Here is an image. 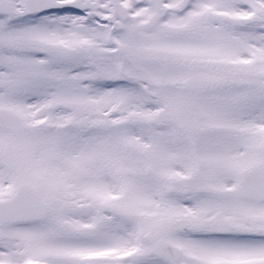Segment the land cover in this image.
Segmentation results:
<instances>
[{"label":"rangeland","instance_id":"rangeland-1","mask_svg":"<svg viewBox=\"0 0 264 264\" xmlns=\"http://www.w3.org/2000/svg\"><path fill=\"white\" fill-rule=\"evenodd\" d=\"M90 1L19 18L21 0H0V109L40 124L0 128V200L27 186L47 205L0 225V264H264V202L236 192L264 163V0H189L182 14L185 0H164L159 23L150 0H122L127 21ZM205 12L214 20L191 27ZM243 69L249 80L209 102L181 88L190 73ZM163 239L179 262L155 255Z\"/></svg>","mask_w":264,"mask_h":264},{"label":"water","instance_id":"water-1","mask_svg":"<svg viewBox=\"0 0 264 264\" xmlns=\"http://www.w3.org/2000/svg\"><path fill=\"white\" fill-rule=\"evenodd\" d=\"M22 2L24 10L19 12L21 16L46 10L77 9L78 11H82L89 6L85 4L78 7L79 0L70 2H60L58 0H22ZM152 3L157 9V19L163 18L167 13V8L164 6L163 1L152 0ZM116 5L118 6L119 13H123V15L127 13V8L122 6L120 2L116 3ZM187 5L188 2H185L178 10L183 11ZM125 18H128V14ZM167 33H172V30H168ZM159 60H161V57H159ZM221 83V81L213 77L193 76L183 81L182 84L184 87L191 86L195 89H207L213 86H219ZM64 107L78 111V107L73 104H65ZM37 126L23 121L12 112L0 110V127L5 130L19 133L26 130H33ZM180 127L186 129L184 124H180ZM237 192L243 197L264 201V165H257L244 171L240 176ZM46 209L47 207L40 201L38 195L33 190L23 187L13 197L0 201V223L5 221L39 219L45 214ZM156 253L178 260L181 257L182 251L180 248L172 246L162 240L156 247Z\"/></svg>","mask_w":264,"mask_h":264},{"label":"flooded vegetation","instance_id":"flooded-vegetation-1","mask_svg":"<svg viewBox=\"0 0 264 264\" xmlns=\"http://www.w3.org/2000/svg\"><path fill=\"white\" fill-rule=\"evenodd\" d=\"M68 1V0H67ZM186 1V0H185ZM114 2H116V3H118V2H121V3H123L122 2V0H111V4L115 7V12H116V14L119 16V17H121L123 20H125V21H127V20H129L130 19V10H129V13L127 12L125 15H123V13H118V7H116L115 5H114ZM190 2V1H189ZM85 4H93V5H95L97 8H99L100 7V2H97V1H90V0H80L79 1V5H78V7H80V6H82V5H85ZM190 5V4H189ZM178 7V6H177ZM177 7H175V8H177ZM96 8V9H97ZM174 8V9H175ZM91 8H89V9H87V10H90ZM86 10V11H87ZM185 11H183V12H177L176 11V13L177 14H182V13H184ZM129 15V18L128 19H124V17L126 16V15ZM169 14L170 13H168V15L164 18V20L165 19H167L168 18V16H169ZM213 18V14L211 13V12H205V13H203L202 14V16H201V18H198V19H194L192 22H190V24L191 25H193V26H191V27H193V28H195L196 29V27L197 26H203L204 24H205V22H207V21H212V20H214V19H212ZM236 18H238L237 20L240 22V24L241 23H245V24H249L247 21H246V18H253V17H250L249 15H247V14H245V15H237V17ZM228 19V21H230V22H236V20L235 19H232V18H230V17H228L227 18ZM251 19L250 20H248V21H251ZM153 20H154V23H159V22H161V21H157L154 17H153ZM163 20V21H164ZM107 22L109 23V24H111V25H113V27H115L116 29H122V25L120 24V23H118V22H116L115 20H114V18H112V17H108L107 18ZM251 23V22H250ZM176 33H177V31H176ZM245 70V71H244ZM220 75V76H219ZM218 76H216V75H213V74H204V73H199V72H195V73H190L189 75H188V77H186L184 80L186 81V80H188L189 78H191L192 76H205V77H215V78H218L220 81H222L223 82V84L222 85H220V86H213V87H211V88H209V89H195V88H192L191 86H189V87H182V85H181V88L184 90V91H186V92H188L191 96H197V95H202V98H203V101H207V102H209L210 100L208 99V95H210V94H213V93H216V92H220L222 89L224 90V88H225V86H226V84L228 83H230L231 81L234 83L237 79H238V77H240L241 79H242V81L241 82H244L245 80L247 81V80H249V78H250V71L249 70H247V69H243V70H241V72L240 73H236L235 71H233V70H226V72L224 73V74H219ZM228 78H231V80L230 79H228ZM183 80V81H184ZM237 99H239V101H244L243 99V96L242 95H238L237 96ZM238 101V102H239Z\"/></svg>","mask_w":264,"mask_h":264}]
</instances>
